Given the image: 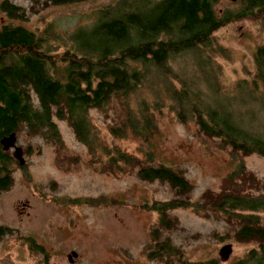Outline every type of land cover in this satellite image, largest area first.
Segmentation results:
<instances>
[{"label":"trees","instance_id":"16d2710c","mask_svg":"<svg viewBox=\"0 0 264 264\" xmlns=\"http://www.w3.org/2000/svg\"><path fill=\"white\" fill-rule=\"evenodd\" d=\"M79 1L85 0H32L28 7L12 0L0 2L9 19L0 27V163L3 166L9 167L12 161H17L3 149L2 137L24 132L43 135L55 145L60 144L55 119L66 121L89 153L96 155L97 143L101 141L96 138L97 131L88 112L92 108L104 110L113 106V101H117L123 112L121 117L119 111L113 115L111 133L118 137L131 131L150 146L156 130L154 111L160 109L159 96L163 95L169 98L168 108L177 120L193 121L198 133L214 138L221 147H229L232 155L255 152L264 156L262 133L244 127L238 110H230L223 102H210L201 90L191 88L185 78L177 77L169 63L179 55L191 53L204 79L212 81L214 68L209 63L219 68L215 56L225 55L227 50L215 39L214 32L231 20L245 17L263 21L264 28V0H241L242 10L236 14L219 13L215 7L217 0H115L99 8L89 26H79L64 34L52 22L40 30L13 22L27 21L49 5ZM63 37H68L71 45L56 51L51 43L57 39L63 41ZM253 56L255 73L251 84H240L239 92L264 99V44L256 48ZM156 76L161 77L160 82ZM240 81L247 83L248 79L240 78ZM216 85L211 82L210 87L220 96ZM145 87L156 92L153 102L143 96L138 99ZM104 152L113 157L110 170L115 168L114 164L134 162L141 180H158L173 195L149 205L156 211L157 220L150 228L152 245L146 249L148 259L161 264H218L215 258L195 261L186 258L168 233L178 224L170 210L191 205L192 182L181 169L163 162L145 163L147 152L143 161L135 160L134 154L117 147ZM240 181H248L252 188L260 182L250 172L236 168L224 177L218 191L205 189L197 204L222 212L226 222L234 227L231 237L240 243L253 244L242 257L228 264H264V223L259 214L264 210V183L260 182L256 193L245 191ZM197 210L204 211L202 207Z\"/></svg>","mask_w":264,"mask_h":264},{"label":"rangeland","instance_id":"374dc122","mask_svg":"<svg viewBox=\"0 0 264 264\" xmlns=\"http://www.w3.org/2000/svg\"><path fill=\"white\" fill-rule=\"evenodd\" d=\"M12 1L28 7L32 0ZM114 1L85 0L49 5L27 21L13 22L38 30L52 22L59 32L70 33L79 26H89L98 15V9ZM215 7L219 13L236 14L243 6L241 0H217ZM7 21L0 8V27ZM214 36L227 50L225 55L215 56L214 62H218L219 68L209 63L214 68L212 81L204 79L191 53L170 60V66L177 77L185 78L191 88L201 90L210 102H223L230 110H238L244 127L264 135V99L239 92L240 84L248 86L254 76L253 54L264 44L263 21L246 17L234 19L219 27ZM52 42L56 51L71 45L68 37ZM240 78L248 79L247 83ZM156 79L161 81L160 76ZM211 82L217 84L220 96L210 87ZM150 90L142 88L138 99L143 96L153 102L157 94ZM256 92H260L259 87ZM159 100L162 105L154 111L156 130L150 146L131 131L118 137L111 133L113 115L119 111L121 117L123 112L117 101L104 110L89 109L96 138L101 141L97 143L96 155L89 153L64 120L55 119L60 144L55 145L43 135L24 132L16 135V143L23 147L27 164L21 169H16V162L12 164L15 166L13 183L0 209L10 226L3 233L8 240H0V264H161L146 256V249L152 245L150 228L157 220L156 211L149 205L173 195L168 186L158 180H141L134 162L114 164L115 168L110 170L113 157L104 150L110 152L114 147L134 154L139 161H143L147 152L145 163L163 162L177 167L192 182L191 205L170 210L178 224L168 231L186 258L194 261L215 258L218 264H228L244 255L253 244L235 241L231 237L234 227L226 222L222 212L197 203L205 189L218 191L224 177L236 168L250 172L264 183V156L255 152L232 155L229 147H221L214 138L198 133L193 121L177 120L168 108L169 98L163 95ZM9 153L12 154V150ZM260 182L255 188L248 181H240L239 185H243L245 191L257 193ZM34 190H42L39 194L47 199L46 205L36 203L39 194H32ZM26 197L36 206L19 214L13 205ZM198 207L204 211H198ZM259 214L264 223V210ZM29 231L34 240H25L29 238ZM228 242L232 244V251L228 259L222 261L218 251ZM71 250L77 252L72 262L67 258Z\"/></svg>","mask_w":264,"mask_h":264},{"label":"flooded vegetation","instance_id":"af4514ba","mask_svg":"<svg viewBox=\"0 0 264 264\" xmlns=\"http://www.w3.org/2000/svg\"><path fill=\"white\" fill-rule=\"evenodd\" d=\"M16 145H18V144L16 143ZM13 149H14L13 147H9L8 149H5V150H7V151L12 150V152H13ZM22 151H23V156H26L23 147H22ZM13 160L17 161L16 164H18V166L16 167V169L17 168L21 169L24 166H26V164H27L26 161H24V163H19V161L16 158H14V157H13ZM14 163H15V161H12V163L10 164L9 167L3 166L2 163H0V209L3 207V202H4L3 198L8 196L7 194H8L9 189H10L12 183H13V177H14V175H13L14 172L13 171L15 170V168H14L15 166H12V164H14ZM37 192H38V194L40 192L42 193V190L41 191L40 190L39 191L34 190L32 192V194L35 195ZM38 196H39V197H37L38 200L35 199L36 203L43 202L46 205V203H47L46 200L47 199L44 198L40 194ZM33 206H36V205L33 203V201L29 197H26L21 202L18 201L16 204L14 203L13 208L19 214H21V213L25 212L26 208H31ZM5 219H6L5 216L3 215L2 211L0 210V240H8V239H6L4 237V234H3V233H5L7 231L8 228H10V226H8V223L5 222ZM30 232L31 231H29V238H25V240H34V237H32ZM20 240H24V239L20 238ZM39 248L41 250V245L40 244H39Z\"/></svg>","mask_w":264,"mask_h":264},{"label":"water","instance_id":"95a60500","mask_svg":"<svg viewBox=\"0 0 264 264\" xmlns=\"http://www.w3.org/2000/svg\"><path fill=\"white\" fill-rule=\"evenodd\" d=\"M1 144L3 146V149H8L9 147H13L14 150L12 152V156L16 158L19 163H24L25 158L23 156L22 147L19 145H16V134L15 132H11L8 135H5L1 138ZM232 251V244L231 243H225L219 248V257L220 260L225 261L228 259L229 255ZM77 256V252L75 250H71L67 254V258L70 262L73 261V259Z\"/></svg>","mask_w":264,"mask_h":264}]
</instances>
